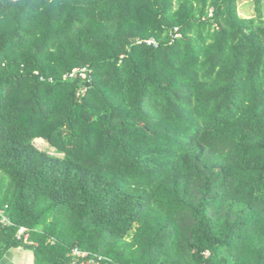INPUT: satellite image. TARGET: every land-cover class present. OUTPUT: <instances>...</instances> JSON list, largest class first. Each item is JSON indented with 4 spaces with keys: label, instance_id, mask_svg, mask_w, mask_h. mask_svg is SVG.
Masks as SVG:
<instances>
[{
    "label": "trees",
    "instance_id": "trees-1",
    "mask_svg": "<svg viewBox=\"0 0 264 264\" xmlns=\"http://www.w3.org/2000/svg\"><path fill=\"white\" fill-rule=\"evenodd\" d=\"M0 211V264H264V0H0Z\"/></svg>",
    "mask_w": 264,
    "mask_h": 264
},
{
    "label": "rangeland",
    "instance_id": "rangeland-1",
    "mask_svg": "<svg viewBox=\"0 0 264 264\" xmlns=\"http://www.w3.org/2000/svg\"><path fill=\"white\" fill-rule=\"evenodd\" d=\"M247 1L248 0H243V2H247ZM244 4H246V3H244ZM245 9H246V7L245 8H243V7L239 8V12L241 14H244ZM34 144L42 150H46L51 154H55L54 149L48 147L47 143L41 139H35ZM59 155L60 154H58V156ZM31 252L32 251L29 249H24L21 247H15V248H12L8 251L6 258H8V260L11 261L12 264H34V259H33V255Z\"/></svg>",
    "mask_w": 264,
    "mask_h": 264
},
{
    "label": "built area",
    "instance_id": "built-area-1",
    "mask_svg": "<svg viewBox=\"0 0 264 264\" xmlns=\"http://www.w3.org/2000/svg\"><path fill=\"white\" fill-rule=\"evenodd\" d=\"M176 36H178L177 33L174 35V37H176ZM147 42L150 43V42H154V41L153 40H147ZM81 70H83V69H81ZM75 71H76V69H75ZM82 76H84V73H82ZM0 214H2L1 211H0ZM7 220L8 219L6 218V216L3 215L1 221H3L4 223H7ZM16 237L18 239L23 240L24 242L30 243L29 234L25 231V228H23V227H21L18 230V232L16 234ZM72 255H74L76 257V260H81V263H83V264H90V263L98 264L97 260H93V259L88 258V253L87 252L80 251V250H78L76 248L72 249Z\"/></svg>",
    "mask_w": 264,
    "mask_h": 264
},
{
    "label": "crops",
    "instance_id": "crops-1",
    "mask_svg": "<svg viewBox=\"0 0 264 264\" xmlns=\"http://www.w3.org/2000/svg\"><path fill=\"white\" fill-rule=\"evenodd\" d=\"M6 255H7V254H6ZM6 255L3 256L2 264H12V262L9 261L8 258H6V257H7Z\"/></svg>",
    "mask_w": 264,
    "mask_h": 264
}]
</instances>
